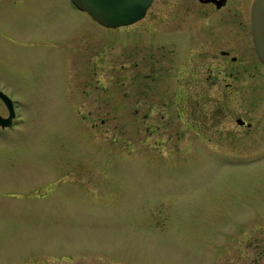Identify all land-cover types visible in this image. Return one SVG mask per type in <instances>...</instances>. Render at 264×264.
<instances>
[{
	"label": "rangeland",
	"instance_id": "1",
	"mask_svg": "<svg viewBox=\"0 0 264 264\" xmlns=\"http://www.w3.org/2000/svg\"><path fill=\"white\" fill-rule=\"evenodd\" d=\"M68 8L65 0H0V88L17 105L14 124L0 130V264L258 261L264 66L255 68L252 129L230 117L210 128L193 107L170 101L168 63H132L137 24L103 29ZM76 19L86 25L83 44L70 45L64 60L60 42ZM106 46L117 62L104 61ZM76 50L97 54L96 74L89 63L74 67ZM136 66L154 69L159 94L143 91L157 82L136 79ZM75 86L86 94H68ZM239 97L235 109L244 110L248 95Z\"/></svg>",
	"mask_w": 264,
	"mask_h": 264
},
{
	"label": "flooded vegetation",
	"instance_id": "2",
	"mask_svg": "<svg viewBox=\"0 0 264 264\" xmlns=\"http://www.w3.org/2000/svg\"><path fill=\"white\" fill-rule=\"evenodd\" d=\"M65 1L69 10L83 14L91 23L98 24L103 29L118 28L99 24L87 12L80 10L72 0ZM253 1L152 0L141 19L130 25L120 26L127 29L137 24L133 31L137 33L136 55L139 56L136 62L132 63L137 65L168 63L174 69L172 87L169 89L171 102L173 101L176 106L179 103L182 106L193 107L192 110L196 111L197 118H201V121L203 120L210 128L223 125L224 120L230 117L235 120L238 127L250 131L253 126L251 115L255 108L254 94L258 86L255 68L257 62L264 66L257 55L252 34ZM76 20L73 21L76 26L65 44L62 45L60 42L59 49L64 53V60L65 50L70 45L77 49L82 46L81 43L83 44L79 37L82 31H86L82 28L86 25ZM124 30L121 31L122 45H128L129 36ZM109 37L108 41H112L111 38L115 37L113 31H110ZM127 47H123L124 51ZM112 52L111 49L108 52L106 46L104 61L117 62ZM90 53L92 56L85 59L86 56L82 58L79 56L80 51L76 50L73 63L78 69L84 68L89 63L87 65L91 67L89 71L94 75L97 68V54ZM92 57L95 58L93 61H91ZM133 73L136 79H151L153 83L157 82V87L145 86L147 82L143 83V91H148L151 96L160 93L158 86L160 80H155L154 69L143 72V68L137 67ZM77 84H80V80L76 82ZM72 90V93L67 91L72 96L86 94L79 86H75ZM0 91L7 96L10 94L5 88H0ZM241 95H248L243 99L246 107L244 110L235 109L234 106L236 101H241L239 97ZM11 100L15 112L13 125L16 121L17 105L12 98ZM5 128L7 127L0 126V130ZM258 248L261 254L258 255V261L254 258L252 264H264V253L261 251L264 248ZM121 264L130 263L121 262Z\"/></svg>",
	"mask_w": 264,
	"mask_h": 264
},
{
	"label": "water",
	"instance_id": "3",
	"mask_svg": "<svg viewBox=\"0 0 264 264\" xmlns=\"http://www.w3.org/2000/svg\"><path fill=\"white\" fill-rule=\"evenodd\" d=\"M93 20L106 27L130 25L141 19L152 0H72ZM251 27L257 55L264 64V0H254L251 9ZM0 99L8 108V115H0V126L9 127L15 116L11 98L0 91Z\"/></svg>",
	"mask_w": 264,
	"mask_h": 264
}]
</instances>
